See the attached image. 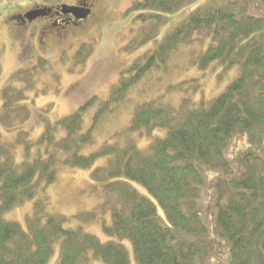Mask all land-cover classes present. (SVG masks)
Masks as SVG:
<instances>
[{
    "label": "trees",
    "instance_id": "trees-1",
    "mask_svg": "<svg viewBox=\"0 0 264 264\" xmlns=\"http://www.w3.org/2000/svg\"><path fill=\"white\" fill-rule=\"evenodd\" d=\"M200 1H135L127 52L157 44L169 16ZM22 16L14 18L22 22ZM205 43L206 52L193 61L198 68L239 69L225 92L209 102L196 101L199 81L183 82L190 92L177 106L153 97L133 109L124 132L83 154L94 146L98 128L123 111L134 88L167 71L182 48ZM94 51L91 41L71 58L64 51L57 63L40 57L35 65L15 71L3 89L0 123L18 137L6 141L0 132V264H49L57 247L54 264H133L127 242L135 264H264V0H206L121 70L106 101L93 97L29 140L23 130L31 119L28 92L45 94L47 85H38L47 74L60 82L54 65L71 62L70 73L84 70ZM93 107L92 124L84 130L85 114ZM157 131L163 136L141 150L136 139ZM19 145L25 147L21 163L16 159ZM102 158L106 164L92 172L89 187L102 203L74 220L100 222L108 242L82 227L66 228L69 219L50 213L47 199H38L63 170L91 169ZM27 202L34 204L26 228L5 220ZM108 213L110 222L100 219Z\"/></svg>",
    "mask_w": 264,
    "mask_h": 264
},
{
    "label": "rangeland",
    "instance_id": "rangeland-1",
    "mask_svg": "<svg viewBox=\"0 0 264 264\" xmlns=\"http://www.w3.org/2000/svg\"><path fill=\"white\" fill-rule=\"evenodd\" d=\"M93 12L82 26L69 27L61 37L51 32L48 20L37 21L33 24H22L15 16L31 11L35 6L54 7L56 5L72 6L74 0H0V111L3 107V89L10 82L12 74L21 68L33 66L38 58H47L57 63L64 51H68L70 58L76 54L79 47L95 41V51L87 61L85 69L70 73V62L62 67L54 65L60 82L57 83L49 74L43 76L38 88L47 85L45 94L37 91L28 92L29 100L26 104L31 111V119L23 130L29 132V140H37L45 130V125L54 123L84 105L93 97L106 101L112 88L118 85L119 74L122 69L129 66L132 61L148 49L154 48L173 29L196 11L206 0L188 6L182 11L170 15L169 22L163 27L156 43H150L142 50L128 53L126 46L131 41L130 30L135 26L136 12L130 11L132 4L139 0H90ZM89 3V1H88ZM36 10V9H35ZM43 25L46 26L43 29ZM42 31V32H41ZM54 33V32H53ZM208 44H194L184 47L175 56L168 66L167 71H162L149 76L131 92L127 98L123 111L111 117L95 135L94 146L86 149L83 154L89 155L98 150L105 143L111 142L112 137L118 132H124L130 125V114L133 109L142 103L163 96L166 103L177 106L181 98L190 92L183 82L199 81L200 89L194 96L196 101H212L217 98L238 78L239 69L234 67L225 71L223 67L214 65L207 71H202L193 61L199 54L206 52ZM46 82V83H44ZM180 85V87H178ZM22 87L21 84L17 85ZM154 97V98H153ZM96 107L91 108L84 118V130L92 124ZM0 132L6 141L15 140L17 132L7 133L0 123ZM163 131H157L152 136L137 138L136 142L141 150H146L158 136H163ZM18 163L25 160V147L19 145L16 150ZM106 164V158L99 159L91 169H65L55 183L39 193V198L48 202V211L69 219L66 228L82 227L87 233L98 237L102 242L111 240L107 237L100 222L95 225H84L74 217L81 213H88L97 209L102 201L89 192L93 184L92 172ZM134 186L145 196L147 191L137 184ZM33 202H27L5 215V220L17 222L26 228V217L33 211ZM100 219L110 222V214H103ZM132 263L135 264L132 245L125 243ZM59 259V247L49 264H54Z\"/></svg>",
    "mask_w": 264,
    "mask_h": 264
},
{
    "label": "flooded vegetation",
    "instance_id": "flooded-vegetation-1",
    "mask_svg": "<svg viewBox=\"0 0 264 264\" xmlns=\"http://www.w3.org/2000/svg\"><path fill=\"white\" fill-rule=\"evenodd\" d=\"M74 1H75L74 4L70 6L74 8L73 12H66V13L62 12L61 10L62 5H56L54 7L49 8L52 11L47 16L41 17L33 22H29L28 20L23 19L22 17L25 15L23 14V16L21 17L22 24H28V23L33 24L34 22L37 21L48 20L49 22H51L48 25L49 26L48 29H51V32L42 33V34L45 35L55 34L54 35L55 38L56 36L61 37V34L69 27L82 26L84 22H86L89 19V17L93 12V5L90 0H74ZM37 8H43V6H35L32 9H37ZM45 27L46 26L43 25V29H45Z\"/></svg>",
    "mask_w": 264,
    "mask_h": 264
},
{
    "label": "water",
    "instance_id": "water-1",
    "mask_svg": "<svg viewBox=\"0 0 264 264\" xmlns=\"http://www.w3.org/2000/svg\"><path fill=\"white\" fill-rule=\"evenodd\" d=\"M73 9L74 8H69L68 9L67 6H63L61 8V10L63 12H65V13L66 12H73ZM51 11H52L51 9H47V8L36 9V10H33V11L27 13L23 19H26V20H28L30 22H33V21L37 20L38 18L47 16Z\"/></svg>",
    "mask_w": 264,
    "mask_h": 264
}]
</instances>
